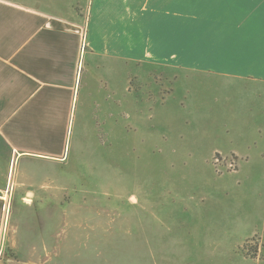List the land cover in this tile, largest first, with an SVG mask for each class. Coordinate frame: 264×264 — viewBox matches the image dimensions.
I'll list each match as a JSON object with an SVG mask.
<instances>
[{
  "label": "crops",
  "instance_id": "1",
  "mask_svg": "<svg viewBox=\"0 0 264 264\" xmlns=\"http://www.w3.org/2000/svg\"><path fill=\"white\" fill-rule=\"evenodd\" d=\"M179 9L171 18L154 10L160 22L145 36L137 22L144 21V0H0V249L10 240L6 210L16 178L29 177L21 162L65 159L76 121L90 122L95 105L84 88L115 61L217 82L215 132L180 148L214 181L191 193L205 210L186 204L196 217L185 250L153 248L152 256L167 257V264H255L240 247L264 234V0H222L194 13L184 0ZM217 152L239 160L238 171L218 181L209 166ZM0 264L33 263L0 255Z\"/></svg>",
  "mask_w": 264,
  "mask_h": 264
},
{
  "label": "rangeland",
  "instance_id": "2",
  "mask_svg": "<svg viewBox=\"0 0 264 264\" xmlns=\"http://www.w3.org/2000/svg\"><path fill=\"white\" fill-rule=\"evenodd\" d=\"M191 3L193 13L214 4ZM183 4L144 0L139 28L150 34L160 22L152 17L154 10L171 18L181 15ZM96 72L94 83L84 88L95 103L94 115L90 122L76 121L65 159L21 162L28 164L29 177L16 178L6 210L12 231L1 258L33 264H167V257L152 256L153 248L185 250L188 224L196 217L186 204L199 202L204 211L191 193L199 195L201 186L214 181L180 148L207 129L215 132L217 82L188 80V71L115 61ZM211 96L209 105L199 103ZM78 106L82 111L81 101ZM109 106L111 123L105 120ZM222 157L227 159L217 164ZM209 166L218 181V175L236 173L239 160L217 152ZM240 250L263 264L264 234L253 235Z\"/></svg>",
  "mask_w": 264,
  "mask_h": 264
},
{
  "label": "built area",
  "instance_id": "3",
  "mask_svg": "<svg viewBox=\"0 0 264 264\" xmlns=\"http://www.w3.org/2000/svg\"><path fill=\"white\" fill-rule=\"evenodd\" d=\"M219 157V156H218ZM225 159H227V158H225V157H222V159L221 158H219V160L217 159V164H221V163H224V161H225Z\"/></svg>",
  "mask_w": 264,
  "mask_h": 264
},
{
  "label": "snow or ice",
  "instance_id": "4",
  "mask_svg": "<svg viewBox=\"0 0 264 264\" xmlns=\"http://www.w3.org/2000/svg\"><path fill=\"white\" fill-rule=\"evenodd\" d=\"M206 3L222 2V0H204Z\"/></svg>",
  "mask_w": 264,
  "mask_h": 264
}]
</instances>
